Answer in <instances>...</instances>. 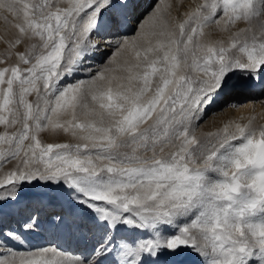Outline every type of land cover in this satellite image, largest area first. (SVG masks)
Listing matches in <instances>:
<instances>
[{"label":"snow or ice","instance_id":"snow-or-ice-1","mask_svg":"<svg viewBox=\"0 0 264 264\" xmlns=\"http://www.w3.org/2000/svg\"><path fill=\"white\" fill-rule=\"evenodd\" d=\"M142 3L0 0L18 29L0 38V203L25 183L63 185L101 235L90 252L25 257L23 234L0 219V264H175L185 251L201 264H264V125L199 131L233 75L264 80V0H204L175 23L153 0L120 32ZM238 22L250 40L189 47L206 25L231 34ZM45 131L75 143L42 142Z\"/></svg>","mask_w":264,"mask_h":264},{"label":"bare ground","instance_id":"bare-ground-1","mask_svg":"<svg viewBox=\"0 0 264 264\" xmlns=\"http://www.w3.org/2000/svg\"><path fill=\"white\" fill-rule=\"evenodd\" d=\"M180 1L183 2L182 0H161V6L163 7L167 2L174 4ZM144 2L137 8L131 20L121 24L120 32L130 33L135 27L136 19L153 0H144ZM191 4L188 5L189 8ZM111 30L110 18L106 16L102 22L101 33L107 35ZM231 85L233 86L224 88L215 102L209 106L201 125L222 120L224 123L230 120L240 122L243 118L248 122L253 114L264 115V80L257 83L243 77ZM33 215L39 217L37 230L23 232V225L29 222ZM56 215H60L62 220L56 221L54 219ZM13 216L15 219H12ZM3 218L5 219L3 225L21 232L27 244L43 248L58 245L61 248L67 247L70 252L86 253L90 252L101 238L99 231L93 228L91 213L88 209L76 204L72 199L71 191L63 185L49 183L40 189L20 191L17 200L0 203V219L3 221ZM173 260L175 264H200L197 262L198 259L194 261L191 257H183L180 261L176 258ZM167 262L169 264V261Z\"/></svg>","mask_w":264,"mask_h":264},{"label":"rangeland","instance_id":"rangeland-1","mask_svg":"<svg viewBox=\"0 0 264 264\" xmlns=\"http://www.w3.org/2000/svg\"><path fill=\"white\" fill-rule=\"evenodd\" d=\"M183 2H179V3H174L173 2H167L165 5H167V7L165 8V16L163 17L165 19V22L167 21H172L173 23H175L176 21H183L184 19L187 18V14L191 13L192 11H194L196 9V7H198L200 4H202L204 2V0H188L185 1L182 0ZM32 2H35V0H32ZM255 2V0H254ZM189 3L192 6L189 8ZM164 5V6H165ZM178 5V6H177ZM188 6V7H187ZM176 7V8H175ZM182 12H181V11ZM8 15L9 20L13 21V24L16 22L13 17L6 13L3 9H0V38H11L12 36H14L15 34L18 33V29H16L15 27H13L11 24L6 23V21L4 20V16ZM256 21V25L257 28L259 27V23L261 22L258 18H254ZM246 27V25L244 23H240L238 22L236 27H233L231 30V34L227 31H221L219 28H217L216 25L212 24V25H206L203 28V33L204 35H199L197 34L196 36L193 37V44L189 45L190 48H194L195 45L197 43H201V44H207L210 46H215V47H219V46H229L230 44L233 42V39H235V41L239 44L241 42H243V40L245 39H249L250 40V36L251 34L249 33L248 36H245L244 34H240L237 35V30L239 28H244ZM258 35V33H257ZM174 38H179V34L177 32V36ZM186 42V41H185ZM27 43V42H26ZM26 45H21L19 47V51H24ZM234 51V50H232ZM7 54V49L6 46L3 42H0V61L4 60L5 55ZM17 59V57L15 56H11L10 59L8 60L9 63L14 62ZM0 66H3L2 63H0ZM243 76L240 74H235L231 77V79L228 81V86H233L231 85L232 83H234L237 80H241ZM29 99H34V96H30ZM250 119L253 121L254 125L256 126H260V125H264V115H260V114H253L250 116ZM204 121L202 120L200 122V125L203 123ZM215 122V121H214ZM212 121L208 122V123H204L203 125H201L199 131L200 132H207V131H215L217 128H220L223 126L224 124V120L219 121L217 123H214ZM236 122H239L238 120ZM226 123V122H225ZM240 123L244 124L247 123V121H245V119L243 118ZM22 130V126L20 124H17L15 126L14 129H10V131H21ZM3 131V126H0V132ZM199 134V132H198ZM41 139L42 142L45 143H75V138H73L70 134H66L63 132H60L59 134H55V133H49L48 131L42 132L41 133ZM27 144V141L25 142ZM12 167V164H7L4 167V170L10 169ZM49 184V183H47ZM45 183H40L39 181H34L32 183H25L21 186L20 191H29V190H34V189H40L42 187H44L45 185H47ZM0 191H3L2 188H0ZM12 219H15V217L13 216ZM5 221V219L3 218V222ZM58 246V245H57ZM19 247V246H18ZM59 248H61L60 246H58ZM42 246H36V245H29L27 244L26 241H24V243L20 246V253L25 256V257H31L33 255V253L36 252V250L42 249ZM63 250L70 252L68 250L67 247L62 248ZM73 254H78V251L75 252H70ZM185 258V257H191L192 260L194 261H198L201 264V261L199 260L198 257L192 255L190 252L185 251L184 253H182L179 257H176L177 260H181V258ZM48 258H52L49 254ZM166 262V263H165ZM163 264H167V261L162 262Z\"/></svg>","mask_w":264,"mask_h":264}]
</instances>
